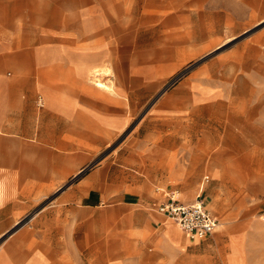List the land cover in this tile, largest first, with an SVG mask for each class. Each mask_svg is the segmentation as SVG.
I'll return each instance as SVG.
<instances>
[{
    "label": "rangeland",
    "instance_id": "rangeland-1",
    "mask_svg": "<svg viewBox=\"0 0 264 264\" xmlns=\"http://www.w3.org/2000/svg\"><path fill=\"white\" fill-rule=\"evenodd\" d=\"M120 1L126 35L89 40L107 72L57 75L77 98L78 117L66 119L77 128L47 117L43 135L0 133V264H230L236 253L242 264H264V182L248 180L264 168V117L249 116L264 110V0H213L224 23L206 40L167 36L166 4L185 0ZM66 2L0 0V43L11 52L15 39L37 33L40 12H71ZM3 74L27 98L40 71ZM45 108L31 104V119ZM92 176L107 195L102 205L67 196ZM158 186L204 199L218 229L190 242L155 209Z\"/></svg>",
    "mask_w": 264,
    "mask_h": 264
},
{
    "label": "crops",
    "instance_id": "crops-1",
    "mask_svg": "<svg viewBox=\"0 0 264 264\" xmlns=\"http://www.w3.org/2000/svg\"><path fill=\"white\" fill-rule=\"evenodd\" d=\"M66 1V5H69L71 12L49 15L40 12L37 18V33L34 36H29L24 43L15 39L12 43L11 52H8L7 48L0 43V133H38L43 135L47 133V117L54 119L55 127L63 125L72 126L76 129L77 121L73 123L70 120L67 122V120L72 119V117H78V112L76 111L77 98L62 92L61 84L56 80L57 75L62 70L71 69L93 71L92 74L99 69L102 74H105L107 72L105 62L102 57H95V48L91 47L89 40L95 37H107L109 34L111 36L114 35L116 38L126 35L125 20L122 14L123 11L120 8L122 5L120 0ZM6 5H9V0ZM214 7H216V4L213 0H185L181 5L167 2V36L175 37V34L180 35L181 33L178 32H182L181 30L186 31L187 36L194 39L202 38L206 40L207 37L220 36L219 33L224 22L218 18L220 12ZM15 13H20V9L17 8ZM151 18L152 21H158V15H151ZM180 22H183L184 25H181ZM79 23H82L81 27L83 29L75 35L72 31L78 27ZM67 31L72 32L70 38L62 36L67 34ZM111 31L112 33H110ZM10 56L13 57L14 62L10 61ZM10 66L16 69L29 67L40 71L36 85L32 89L33 96L27 95L28 97L25 98L21 84L12 89L11 81L3 74V71ZM38 91L40 93L36 95L35 92ZM94 98H97L96 95L90 97L83 95V99L87 102H93ZM40 99L43 100V106L39 104ZM210 99H212L211 101H216L218 96ZM119 103L121 104V101ZM123 103L125 104V102ZM31 104H34V106L37 104L40 108L46 107L39 115L37 122L31 119L29 112ZM249 116L264 117V110L262 115H258L253 110ZM168 143H171L170 139ZM69 147L74 148V146L70 145L66 148ZM78 148L83 147L78 145ZM252 173L253 176L248 178V180L264 182V168ZM206 175H209L211 180V175L209 173L205 174L202 178L201 189L210 181L205 180ZM95 178L96 176L86 178L78 186L71 187L66 192L67 196L72 200L81 199L86 207H99L104 203L107 195L100 188ZM155 188L159 194V198H156L153 202L156 209V205L167 200L168 191H173L174 189H167L161 186ZM129 198L133 201L136 197ZM183 201L191 203L187 200ZM157 212L163 214L158 210ZM155 218L159 219L156 215ZM178 228L176 225H169L168 232L177 237L179 235ZM183 233L190 242L197 243V241L204 240H191L184 231ZM230 258V264H242L245 260L237 253L231 255ZM247 259V262L251 261L249 257Z\"/></svg>",
    "mask_w": 264,
    "mask_h": 264
},
{
    "label": "built area",
    "instance_id": "built-area-1",
    "mask_svg": "<svg viewBox=\"0 0 264 264\" xmlns=\"http://www.w3.org/2000/svg\"><path fill=\"white\" fill-rule=\"evenodd\" d=\"M39 104L44 105L42 99ZM205 180L209 181L210 176L206 175ZM156 209L174 220L191 240L205 239L220 226L219 217L209 209L204 199L186 203L175 190L168 191L167 200L156 205Z\"/></svg>",
    "mask_w": 264,
    "mask_h": 264
},
{
    "label": "bare ground",
    "instance_id": "bare-ground-1",
    "mask_svg": "<svg viewBox=\"0 0 264 264\" xmlns=\"http://www.w3.org/2000/svg\"><path fill=\"white\" fill-rule=\"evenodd\" d=\"M95 81H96V83H97V85L99 86V87H104V88H107V89H111L112 87V84H111V86H110V84H108V83H106V82H104L103 81V79H101V78H99V77H97L96 79H95ZM227 130V129H226ZM232 132V131H231Z\"/></svg>",
    "mask_w": 264,
    "mask_h": 264
}]
</instances>
